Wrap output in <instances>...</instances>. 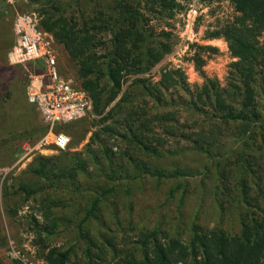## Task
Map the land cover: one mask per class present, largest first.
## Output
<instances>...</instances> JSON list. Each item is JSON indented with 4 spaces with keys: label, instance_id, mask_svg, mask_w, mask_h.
<instances>
[{
    "label": "rangeland",
    "instance_id": "rangeland-1",
    "mask_svg": "<svg viewBox=\"0 0 264 264\" xmlns=\"http://www.w3.org/2000/svg\"><path fill=\"white\" fill-rule=\"evenodd\" d=\"M130 1L148 19L152 45L160 49L159 42L168 43L171 50L148 70L126 74L121 94L133 86L134 107L143 116L136 119L135 123L141 128L135 125V133L141 134L148 144L159 145L164 153V157L152 159L153 162L164 167L179 164L192 171L183 197V216L179 217L177 212L182 190L168 198L174 182L169 180L157 185L145 180L140 187L137 184L131 186L130 195L121 189L117 196L106 200L99 218L88 222L90 236L86 240L80 237L78 225L96 192L105 187L106 180L99 177L98 169V163L107 167L105 149L108 148L117 161L125 152H131L139 159H146V156L129 150L126 142L116 134L100 133L96 142L91 140L104 125L115 124L118 120L117 110H112L109 113L111 118L101 123L103 115L114 103L102 115L91 111L78 120L81 126L89 129L82 140H77L75 134L64 132L70 137V145L65 150L56 147L51 126L28 101L30 83L39 85L45 79L44 63L23 66L9 61L16 39L15 22L19 17H37V5L29 0H0V12L3 13L0 20V140L25 127L47 128L45 136L37 141L27 142L19 137L0 147L1 264H47L42 257L46 245L70 248L68 264H87L90 261L86 252L88 244L93 249L91 264H124L125 258L140 254L142 231L158 223H161L164 235L176 232L175 237L186 242L191 237L189 229L193 221L201 225L203 231L214 228L222 204L226 207V212L221 214L223 225L227 226L231 221L227 209L230 204H237L235 196L239 189L233 180L237 169H233V164L224 163L223 159H231L232 147L238 146L236 137L241 138L247 127L223 119V113L229 109L217 110L215 97L218 93L219 100L235 112L244 111V103L250 108L252 101L253 109L261 111L264 101V28L255 29L251 36L259 50L256 57H260V64L253 67V59L242 61L235 56L226 36H213L228 25L242 26L244 14L237 10L234 0H176L173 9L156 7V11H163L159 14L150 11L148 0ZM194 1L204 10L197 26L200 40L193 45L191 53L182 55V62L174 64L168 55L181 41L179 32L183 15ZM89 15L86 13V17ZM246 23L252 25L251 18L246 19ZM53 48L57 51L60 74L77 81L78 65L55 38ZM196 52H200L199 58ZM201 60L204 63L199 67ZM135 79L142 82L134 83ZM211 81L216 88L214 92L210 90L209 98L202 91ZM121 94L116 101L120 100ZM158 116H165V121ZM57 126L60 127L56 125L53 132L57 131ZM164 128L171 133H166ZM255 128L258 132L252 141L251 153L255 159L250 158L255 172L250 180L251 184H263L264 138L260 135L263 132L260 122H256ZM193 139L210 143L221 155L224 154L219 168L221 174L214 166L213 172L205 174L203 167L209 160L205 154L191 149L182 151L184 147L192 146ZM42 157L49 159L56 187L46 186V180L35 172ZM80 162L83 168H80ZM61 170L75 172V177L54 175ZM22 186H44V189L28 197L20 190ZM77 188L79 191L75 190ZM226 189L232 192L227 194ZM234 222H237L236 217ZM38 224L47 231L42 234ZM235 228L236 225H232V230L238 231Z\"/></svg>",
    "mask_w": 264,
    "mask_h": 264
},
{
    "label": "trees",
    "instance_id": "trees-1",
    "mask_svg": "<svg viewBox=\"0 0 264 264\" xmlns=\"http://www.w3.org/2000/svg\"><path fill=\"white\" fill-rule=\"evenodd\" d=\"M29 1L37 5L36 12L40 27L52 34L78 65L76 82L80 88L89 93L92 99V113L102 115L114 103L111 109L103 115L101 123L111 118L110 111L117 110L116 125H104L103 129L94 133L91 140L96 142L100 133L111 136L116 134L126 142L129 150L138 151L146 156V159H139L133 153L125 152L119 157L120 161H117L108 148L105 149L107 167L98 163L99 177L106 180L105 187L96 192L85 216L81 219L78 225L80 237L86 240L90 236L87 231L88 222L99 218L102 205L106 200L117 196L121 189L130 195L131 186L137 184L140 187L145 180L154 181L157 185L169 180L174 182L175 186L171 189L168 198L174 196L178 190H182L181 202L177 211L178 216L182 217L183 197L192 171L189 167H181L179 164L164 167L153 162L152 159L164 157V153L159 145L148 144L141 134L135 133V125L141 128V125L135 122L142 114L138 113L139 111L134 107L133 86L128 87L121 94L126 74L148 70L167 51H170L171 47L168 43L162 42L158 43L160 49L152 45L151 34L148 31V19L130 0ZM148 2L151 3L148 8L155 14L163 12L156 11V7L161 8L160 10H169L177 5L176 0H148ZM234 2L237 10L244 14V19L241 21L242 26L228 25L222 31L215 32L213 36H226L235 56L242 58V61L253 59L252 66L254 67L260 64V57H256L259 50L251 36L255 34V29L260 31L264 28V0H234ZM86 13L90 15L86 17ZM2 16L3 13L0 12V20ZM250 18L252 25L246 23V19ZM196 55L199 58L200 52H196ZM203 63L204 61L201 60L198 66L201 67ZM141 82V79L134 80V83ZM215 88V83L211 81V84L206 86L202 92L210 98V90L214 92ZM120 94L122 97L116 101ZM215 98L217 99L215 104L217 110L229 109L223 113V119L247 127L241 138L236 137L238 146L232 147L231 159H223L224 163L233 164V169L234 167L237 169L233 180L236 181L235 185L239 189L235 196L238 200L237 204H230L227 209L231 213V221L228 223L231 228L223 225L225 222L221 214L226 212L223 204L220 206L221 214L214 228L206 232L202 230L201 225L193 221L189 229L190 233L192 232L191 237L186 242L175 237L176 232L164 235L162 225L158 223L142 231L139 239L140 254L138 256L132 254L131 257L125 258L124 264H264V183L251 184L250 180L255 172L250 158L255 159L251 153L252 141L257 138L258 132L255 128L256 122H260L263 131L260 135L264 138V101L261 104V111L253 109L255 105L252 101L250 108L244 103V111L235 112L219 100L218 93ZM158 118L161 121L166 119L165 116H158ZM120 123L121 126H118ZM59 125L56 132L75 134V137H78L77 140H82L89 131L78 121ZM164 130L166 133H171L168 129L164 128ZM46 133L47 128L44 127H25L11 137L1 139L0 147L19 137L27 142L37 141ZM236 141L234 143H237ZM191 142L192 146L184 147L182 151L191 149L205 154L209 159L203 167L205 174L213 172L214 167L218 174H221L222 171L219 168L221 159L225 158L224 154L221 155V152L213 148L210 143H203L198 139H193ZM260 149L263 147L261 146ZM48 162L49 159L42 157L40 166L35 172L46 180V186L53 188L57 183L50 173ZM79 166L83 168V163L80 162ZM61 171L54 175L68 174L71 178L75 177V172ZM202 184H204V179ZM43 187L22 186L20 190L30 197L44 189ZM75 190L79 191V188ZM226 192L229 194L232 190L226 189ZM235 217L237 222H234ZM232 225H236L235 229L238 231H233ZM37 226L42 234L47 231L39 224ZM44 249L42 257L47 264H68L71 260L70 248L46 245ZM86 252L90 260L87 264H91L93 249L89 244Z\"/></svg>",
    "mask_w": 264,
    "mask_h": 264
},
{
    "label": "built area",
    "instance_id": "built-area-1",
    "mask_svg": "<svg viewBox=\"0 0 264 264\" xmlns=\"http://www.w3.org/2000/svg\"><path fill=\"white\" fill-rule=\"evenodd\" d=\"M203 12L202 5L194 1L184 13L179 32L181 41L168 55V59L175 62L174 64L182 62V55L191 53L194 50L193 45L199 42L197 26ZM37 18L35 15L24 16L15 22L16 39L9 53V61L23 66L44 63L45 79L39 85L30 83L28 101L51 126L56 147L65 150L70 145V137L64 132H53V128L60 123L75 122L87 116L92 111V99L76 81L66 79L60 74L57 51L53 48L54 37L40 27Z\"/></svg>",
    "mask_w": 264,
    "mask_h": 264
}]
</instances>
